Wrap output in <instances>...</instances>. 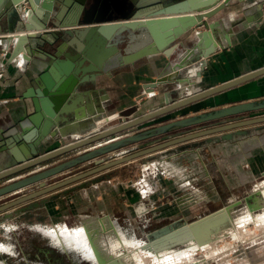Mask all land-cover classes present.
Instances as JSON below:
<instances>
[{"label":"water","instance_id":"obj_1","mask_svg":"<svg viewBox=\"0 0 264 264\" xmlns=\"http://www.w3.org/2000/svg\"><path fill=\"white\" fill-rule=\"evenodd\" d=\"M8 1L3 8H0V15L4 13H8L10 16L18 15V9H21V6L24 8L25 2L32 7L33 11L26 10L24 15V19H28V21L19 27L26 32L18 35L17 39L23 41V46L28 47L27 50L30 54L35 49V40H38L39 44L43 46V50L39 49V52L49 60L39 71L38 76L34 78L36 87L29 88L23 94L25 99H31L32 104L30 113H28V106H25L27 116L23 120L28 119L27 123L21 126L19 134H14L10 139H4L1 144L0 153L6 152V164L2 168L0 167V181L9 180L33 167L82 147L92 144L95 147L54 167L0 186V198L8 195L4 200H0V221L14 220L27 211L43 206L51 198H57L60 194L86 185L85 182H82L77 186H69L77 181L143 156L159 153L173 155L189 148H202L208 144L235 142L242 138L256 136L264 131V115L232 120L212 128L173 137L135 152L125 151L123 152V154L126 153L124 156L114 159L96 160L92 168L79 174L50 179L87 161L173 130L264 110V97L261 98L264 91L260 88V83L264 79L258 81V79L264 78V67L209 88L199 87L189 93L181 91L178 82L187 77L189 67L199 64L197 73L199 77H202L209 56L217 50L232 46L233 27L239 24L248 26L249 21L242 16L227 25L226 36L220 34L219 26L223 25V21L222 17L219 18L218 15L221 13L226 15L233 0H93L94 2H91L92 0H56V2L62 1L66 6L76 2L74 17L65 24L49 19V11L44 13L43 10L37 9L38 0ZM106 2L111 3L120 12L122 18L105 21ZM258 5L259 17L264 18V1L259 2ZM33 13L42 17L41 25L33 23ZM56 18L58 21L61 20L60 15ZM50 23L51 26H48ZM200 27H203L204 30H197ZM192 32L196 38L195 45L200 49L182 59V67L176 72V75L173 78H167L165 72L178 58V51L176 52L178 39ZM144 36H147L149 40L142 46L140 41ZM224 36L226 37L225 42H223ZM204 39L215 40L216 47L210 51H204V48L201 47ZM161 40H166L165 45L160 43ZM14 45L13 52L15 54L23 51V47L18 41ZM4 47H6L5 44ZM162 53L170 60L154 81L144 84V91L140 97L155 94V89H160L162 92L167 91L163 90L162 85L171 81L173 86L170 88V92L164 96L165 105L133 119L128 120L124 117L122 123L111 125L110 123L118 117V114L107 115V103L100 104L98 100L94 99V95L99 90L88 88L87 84L95 82L103 74L110 75L113 70L133 64L143 57ZM172 56L175 58L172 59ZM186 83L189 87L195 86L194 80ZM253 87H258L259 91L251 92ZM211 96L214 97L216 105L229 102V99L225 101L227 98L232 100L230 104L219 106L212 111L166 122L137 134L122 136L127 132L141 128L145 123L159 116ZM241 96L258 98L257 100L238 101L242 99ZM97 119H104L105 122L95 129L92 124ZM88 130L92 132L85 138L45 152L42 149L47 139L78 137ZM200 138L203 140L198 141L197 139ZM103 141L106 143L100 144ZM16 143H20L21 150L14 152L13 147ZM97 144L99 146H96ZM101 179L94 178L93 182ZM64 187L66 188L59 192L60 194H53ZM256 196L258 194L250 195L253 200ZM36 199L40 200L36 201ZM246 202L245 205L249 204ZM238 204L239 202L228 204L195 221L184 222L177 227H174V224L165 226L155 233L158 239L148 244L155 252L184 245L186 237L193 238L199 234L195 231V224L204 221L202 218L213 217L212 221L216 222L224 215V211L230 210L231 207H237ZM208 241L201 239L197 240V243L203 245Z\"/></svg>","mask_w":264,"mask_h":264},{"label":"rangeland","instance_id":"obj_2","mask_svg":"<svg viewBox=\"0 0 264 264\" xmlns=\"http://www.w3.org/2000/svg\"><path fill=\"white\" fill-rule=\"evenodd\" d=\"M231 17V22H235L233 16ZM220 26L223 27V25ZM181 40L178 39L177 42ZM174 58L175 56H172V59ZM169 60L164 55L163 58L157 59L156 63L164 67ZM172 86L170 82L162 85V88L166 90ZM186 88L193 91L199 87H189L187 84ZM146 98L147 96L139 97L135 105L125 110L124 114H118V117L110 124L122 123L123 117L129 120L148 113L146 107L144 108ZM222 105H216L215 100L212 99L206 109ZM184 109L181 108L183 114L179 117L189 115L187 111H183ZM107 115L112 114L107 113ZM263 115L264 110H259L173 130L118 149L103 157H98L99 159L87 161L50 179L65 178L85 172L95 165L96 160L103 158L109 160V158L124 156L125 151L135 152L190 132L212 128L232 120ZM179 117H175L172 113L164 114L122 136L136 131H145L159 124L178 120ZM90 132L92 131L83 132L78 138L73 136L57 139L52 147L55 149L68 145L85 138ZM197 140L200 141L203 138ZM105 143L106 141H103L100 144ZM94 147V144L88 145L58 156L52 161L58 162V158H60L59 161L72 159L71 157L84 154ZM38 167H33L26 172ZM94 178L102 179L93 182ZM5 182L8 180L0 181V186ZM82 182L86 183L84 187H77L64 194L59 192L66 187L57 190L53 193L60 194L57 198H51L43 206L27 211L14 220H1L0 245H11L13 252L0 251V263L77 264L71 252L62 251L53 245L50 237L32 229L34 225L41 224L52 228L65 225L70 228L92 227L94 232L98 233L102 246L109 248V252L102 250L100 253L104 256L112 253L110 254L112 258L105 261L82 258L80 264H114V262L124 264H264V222L262 221L257 224L252 220L240 222L234 235L230 232L226 235L228 231L223 229L215 234L212 240L213 245L209 244L210 241L203 245L189 244L185 241L184 245L171 247L170 251L164 252L163 250L164 253H162L155 252L148 244L158 239L155 233L165 226L174 224V227H177L184 222L190 223L228 204L239 202L237 207H231L228 210L232 212L245 209L255 203V199H259V205H261L264 197L261 195L264 190V131L256 136L242 138L235 142L208 144L202 148H189L173 155L159 153L143 156L69 186H77ZM253 193L258 194L254 200L250 197ZM7 197L8 195L1 197L0 200ZM263 207L260 206L255 212L263 211ZM228 211H224V215ZM207 217L202 218L204 221H199L196 225L212 221L213 217ZM260 225L261 227L258 228ZM115 236L123 240L117 250H112L110 247L113 245L112 241H115ZM81 254L83 257L84 253L81 252ZM114 257L116 259H113ZM168 257L169 262L159 261V258L166 260L165 258Z\"/></svg>","mask_w":264,"mask_h":264},{"label":"crops","instance_id":"obj_3","mask_svg":"<svg viewBox=\"0 0 264 264\" xmlns=\"http://www.w3.org/2000/svg\"><path fill=\"white\" fill-rule=\"evenodd\" d=\"M263 1L264 0H233L231 7H228V13H226L227 16L223 13L218 15L219 18L220 16L222 17L221 20L223 21V27L219 26L221 32H223V28L227 29V25H230L229 23L232 19L231 16H233V20H238L244 16L247 18L245 20L249 21L248 26L246 27L242 26V24H239L233 27L234 32L231 35L232 46L223 50H217L215 53L209 56L207 60V67L204 68L202 77H199L198 73L197 75L195 74L196 71L198 72L199 70V64L191 67L195 69V71L192 72L193 74L191 73V76H194L192 77V80H194L195 86L209 88L225 83L238 76H241L242 74H246L264 67V18L259 17L260 15L258 11V4L259 2L262 3ZM8 2V0H0V8H3ZM91 2L94 1L92 0ZM75 3L76 2L74 1L66 6V4H64L62 1L56 2V0H38L36 8L43 10L44 13L49 11V19L55 20L58 23L62 22L61 24H65L74 17V12L76 11ZM26 10L29 12L33 11L32 7L25 2L24 8L21 6V9H18V15L10 16L8 13L0 15V151L2 149L1 144L3 143V140L12 138L14 134H19L21 126L27 123L28 119L23 120L27 116L25 106H28V113H30L32 112V104L31 99H25L23 94L29 88L36 87L34 78L38 76L39 71L47 64L49 60V58H46V56L39 52V49L43 50V46L39 44L40 42H38V40H35V49L32 50V54H30V52L27 50L28 47L25 45L23 46V51L15 54L13 52V48L15 46V42L17 43L18 40H11V42L7 44V42L2 39H13V36L20 35V32H26V30H21L19 28L22 24L28 21V19H24ZM58 15L61 17L60 21H58L56 18ZM33 17L31 18L34 19L33 23L35 25L39 26L42 24V17H39L34 13ZM120 18H122L120 12L117 11V9H115L111 3L106 2L104 20L114 21ZM48 26H51V23L48 24ZM197 30H204V28L200 27L197 28ZM181 39V41L176 43V52L178 51V58L176 59L175 64L180 63L182 59L186 58L189 54L194 53L196 48L197 50L200 49L195 45L196 38L193 32L185 35ZM224 40L225 39L223 38V41ZM211 41L214 43L215 40L211 39ZM143 43L144 42L140 44ZM4 44L6 47H4ZM163 57V54L143 57L133 64L113 70L110 75L103 74L99 76L95 82H90L87 84V86L88 88H97L99 90V92L94 95V99L98 100L100 104L107 103V113L124 114L125 110L135 105L136 101L138 102L137 99L144 91V84L154 81L163 70L164 67L158 66L156 63L157 59H161ZM174 74L176 73H174V70H172V73L168 75V77H172ZM262 79L264 78H260L258 81H261ZM170 82L171 81L168 83ZM260 88H262L264 91V80L260 83ZM166 90L167 91L162 92L160 89H155V94L146 95L147 98L144 99L146 102L144 108L146 107L145 109L151 112L153 110L159 109L161 106H164V96L170 92V88H167ZM258 91V87H253L251 90L253 93H257ZM263 97L264 95L261 98ZM241 98L242 99L237 100H257L258 97L244 98L241 96ZM212 99L214 98L211 96L204 100L193 103L190 105L191 107L188 106L189 108L185 107L186 109H182H184L183 111H187V113H189L188 116H191L219 108L218 106L213 109H206V106L210 104ZM228 99L229 102L224 103V105L231 103V98H227L225 101ZM171 113L175 115V117H179L181 114H183L181 113V109L175 110ZM166 115H168V113ZM104 122L105 121H100L98 123V127ZM139 132L142 131H136L132 134H137ZM54 142L56 141L53 138L47 139L43 144V151L45 152L47 150L53 149L52 146L54 145ZM13 149L14 152L21 150L20 143H16ZM59 159L60 158H58V162L51 160L34 170L22 172V174L9 179L8 182H5L2 185L54 167L69 160L70 158L60 161ZM5 164L6 152H1L0 167L2 168ZM37 200L40 199H36V201Z\"/></svg>","mask_w":264,"mask_h":264},{"label":"bare ground","instance_id":"obj_4","mask_svg":"<svg viewBox=\"0 0 264 264\" xmlns=\"http://www.w3.org/2000/svg\"><path fill=\"white\" fill-rule=\"evenodd\" d=\"M220 32H221V30H220ZM221 33L223 35L225 34V36H226V30L224 28H223V32H221ZM20 34H21V32H20ZM225 36H224L225 40L223 42L226 41V37ZM17 38L18 37L16 35V36H13V39L7 38V39H5V41L8 44L9 42H11V40H15V39L18 40ZM148 40H149V38L147 36H144L141 39L140 43L144 42L143 44H146L148 42ZM202 42L203 43H201V47L204 48V51H210L211 49H214L216 47V45H214L210 39H204V40H202ZM18 43L23 47V41L18 40ZM160 43L162 45L163 44L165 45L166 40H161ZM143 44H140V45H143ZM198 48H200V47L198 46ZM196 50H197V48H196ZM189 55H191V54H189ZM181 65H182L181 62L180 63H176V64L174 63L167 70V72H165L166 73L165 76L167 78H170V77H168V75H170L172 73V70H174V73H176L182 67ZM187 70H188L189 77H187L185 79H182L179 82V85L181 87L182 93L183 92H185V93L186 92L187 93L192 92V89L186 88L187 87V83L186 82L187 81L189 82L190 80H192L191 77H194V76H191V73L194 72L195 69L190 67ZM195 74L197 75V71H196ZM175 75L176 74H174V76ZM100 121L102 122L104 120H101V119L95 120L93 122V124H92L93 128L98 129L100 127V126L98 127V123ZM72 127L75 128V126H72ZM262 191H263V194H261V195L264 196V190H262ZM261 201H262V198H261ZM259 202H260L259 199H255V203H253L252 205L247 206L245 209H243L241 211H233V212L232 211H228V212H226V215L220 217V219L217 220L216 222H214V221H205V223L203 225H196L195 224V226H196L195 227V231H196V233L199 232V234L196 235L197 237L195 236L193 238L192 237H186L187 239L185 241L188 242L189 244H192V243L193 244H195V243L198 244L197 240H201L202 239V240H209L211 242L210 243L208 241L209 244H212V242H213L212 240H214L215 234L220 233L223 229L228 231L226 233V235H228L229 232L234 235L237 232L236 228H237V226H238V224L240 222H243V221L245 222L247 220H252L254 223L256 222L255 224H257L259 222L261 223V221L264 222V210L263 211H259V212H255V210L257 208H259L260 206H264V197H263V202H261V205H259ZM261 225L259 227L258 226L257 227L260 228ZM32 229H34V230H36V231H38V232L50 237L52 242H53V245L57 246L62 251L71 252V254L74 256V261L77 264L81 263V259L82 258H84V259L90 258L92 260L99 259V260H104V261L112 258V257H110V254H112V253H110L108 256H104V255H102L100 253V251H102V250H104L105 252H109L108 251L109 248H106V247L102 246L101 238L98 236V233L94 232L95 230L92 227L87 228L85 226H79V227L70 228V227L65 225L63 227L60 226V227L52 228V227H45V226H42V225H34L32 227ZM200 232H202V233H200ZM121 240H123V239H121ZM121 240L118 237L115 236V241H112L113 245L110 248L112 250H115V249L117 250V248H119V246L121 245L120 243H122ZM205 244H207V243H205ZM11 247H12L11 245H0V251H12L13 252V248H11ZM212 247L213 246H211V248ZM166 250H169V248L166 249ZM166 250H164V252ZM202 250H203V248H202ZM162 251H160V252H162ZM216 251H218V250H216ZM81 252L84 253L83 257H82ZM164 252H162V253H164ZM214 253H215V250H214ZM168 254H169V252H168ZM128 255H130V254H128ZM113 259H116V258L114 257ZM165 259L166 260L159 258V261L160 262H165V261L169 262L170 261L169 257L165 258ZM0 264H2V263H0ZM114 264H124V263L123 262H120V263L114 262Z\"/></svg>","mask_w":264,"mask_h":264},{"label":"built area","instance_id":"obj_5","mask_svg":"<svg viewBox=\"0 0 264 264\" xmlns=\"http://www.w3.org/2000/svg\"><path fill=\"white\" fill-rule=\"evenodd\" d=\"M264 10V9H263Z\"/></svg>","mask_w":264,"mask_h":264}]
</instances>
